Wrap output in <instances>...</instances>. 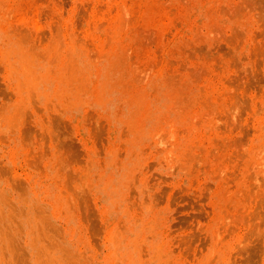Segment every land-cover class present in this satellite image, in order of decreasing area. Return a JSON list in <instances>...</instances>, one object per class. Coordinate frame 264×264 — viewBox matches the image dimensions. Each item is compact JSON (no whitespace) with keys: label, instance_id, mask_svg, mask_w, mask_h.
Masks as SVG:
<instances>
[{"label":"rangeland","instance_id":"374dc122","mask_svg":"<svg viewBox=\"0 0 264 264\" xmlns=\"http://www.w3.org/2000/svg\"><path fill=\"white\" fill-rule=\"evenodd\" d=\"M0 264H264V0H0Z\"/></svg>","mask_w":264,"mask_h":264}]
</instances>
